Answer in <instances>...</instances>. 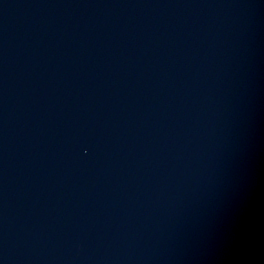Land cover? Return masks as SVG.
Wrapping results in <instances>:
<instances>
[{
  "label": "water",
  "instance_id": "1",
  "mask_svg": "<svg viewBox=\"0 0 264 264\" xmlns=\"http://www.w3.org/2000/svg\"><path fill=\"white\" fill-rule=\"evenodd\" d=\"M0 264H264V0H0Z\"/></svg>",
  "mask_w": 264,
  "mask_h": 264
}]
</instances>
